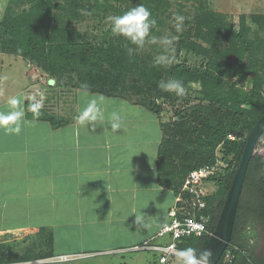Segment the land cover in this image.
<instances>
[{
	"label": "trees",
	"instance_id": "trees-1",
	"mask_svg": "<svg viewBox=\"0 0 264 264\" xmlns=\"http://www.w3.org/2000/svg\"><path fill=\"white\" fill-rule=\"evenodd\" d=\"M189 1L195 8L192 15L182 3ZM141 4L156 24L144 45L137 47L112 32L111 20L106 27L105 23ZM178 15L184 17L179 31ZM250 17L256 28L248 25L244 15L235 27L225 14L211 10L208 0H7L0 20V53L21 58L41 71L51 88L128 102L158 119L170 113V120H159L162 138L156 155V181L172 192L174 202L176 197L191 198L183 192L189 172L215 165L217 160L225 165L218 166L219 171L206 180L213 188L204 197L205 208L191 210L197 220L204 217L206 234L178 240V250L193 249L198 259L217 223L246 137L264 114V15ZM89 21L92 31L80 29L88 27ZM165 38L171 43L164 44ZM160 56L168 62H158ZM172 79L182 81L183 95L160 86ZM33 105L24 101L25 110L31 108L26 111L28 119L46 122L54 129L69 123ZM263 137L264 132L259 141ZM244 194H248L247 201ZM36 233L40 241L32 242L23 254L0 245V264H34L61 256L54 255L50 230ZM261 235L264 237V155L254 154L230 243L218 264H264V250L254 258L248 247ZM153 262L158 263V254ZM177 264L186 262L181 259Z\"/></svg>",
	"mask_w": 264,
	"mask_h": 264
},
{
	"label": "rangeland",
	"instance_id": "rangeland-1",
	"mask_svg": "<svg viewBox=\"0 0 264 264\" xmlns=\"http://www.w3.org/2000/svg\"><path fill=\"white\" fill-rule=\"evenodd\" d=\"M182 3L185 9L189 10L192 15L195 10L192 1ZM6 4L7 0H0V20L5 11ZM208 5L211 10L225 14L235 27L238 24L239 16L244 15L246 16L248 25L256 28L250 16L264 15V0H208ZM109 22L110 18H107L105 27L109 25ZM87 24L88 27L83 25L80 29H86L89 32L92 31L93 23L89 21ZM26 64L27 62L21 58L0 53V104L8 103L6 106H10L12 112L17 107L21 108L22 105L20 103L18 106H13L9 100L17 98L21 102L22 97H24V100L39 105L59 117L66 118L69 122L75 120V115L79 112L81 115L80 120L89 123L86 125L87 127L93 128L96 125L99 126L95 129L93 128L97 134H103V128L107 130L115 122L111 120V113H118L121 117L119 121L120 128L115 130L118 134L117 137L124 146L122 150H125V154L136 157V161H138L139 156L147 154L145 156L146 159L140 162V166L143 168L142 171L144 170L146 173H143L146 178L145 180L139 176L135 178L133 173L135 170L134 167H131L128 171L132 174H121L120 171L122 169L120 171L117 170V172L115 171L119 179L118 185H125L127 188L126 194H122L119 198L121 199V203L125 208H130L133 205L136 210L135 213L138 212V214L132 218L130 214V220L127 222H122L118 218L113 219L111 218L112 215L108 218L107 208L110 206L116 207L114 204L119 203L116 199V201L114 200L113 196H111L113 197L110 200L111 203L107 198L98 197L96 199L92 195L84 197L81 202H70L66 205L63 204L65 203L64 200L63 202L57 200L55 192L58 188L54 186L53 181H58V177L55 176L63 174L59 172L63 169L64 152L62 154H57L56 152L49 153L46 149L47 153L44 154L43 162L49 166V170L40 166L37 160L40 157H37L35 163L36 173L31 171L27 186L31 191H21L19 196L10 199L9 203L3 202V204L5 203L3 206L5 209L1 208V210L5 215H0V228L34 223L45 227L44 225L50 223L49 221H53L54 219L60 220L62 218V225L56 226L54 230V255L66 253V250L68 253H82V255L76 256L73 254L71 256L73 260L68 262H58L56 260L52 262L45 259L34 264H45L47 262H50L48 264H154L153 261H156V253L150 251H134L128 247L136 244L141 245L143 243L142 239L149 235V233L155 231L157 227V221L154 223L153 220L160 219L163 215L167 219V210L174 205V197L171 192L167 191L165 193L159 187L150 186L153 185L152 183H155L154 172L150 170L156 165L158 143L161 142L162 138L159 120L162 122L170 120V113H163L158 119L156 115L133 106L128 102L103 96L104 99L101 101L99 99L101 97L100 95H90L73 89L51 88L47 85L45 74L33 66L31 70L25 71L26 67L23 66ZM28 86L30 87L26 91L25 87ZM192 88H196V85H192ZM93 98L97 100L96 107L103 113V119L92 120L90 117H85L84 115L87 108L91 106L90 102ZM6 106L2 109L3 111H5ZM164 107L168 109V107ZM23 111L24 113L31 111V108L28 107L25 111L23 104ZM90 121L93 122L91 126ZM107 122L110 124H107ZM13 123H10V127ZM7 126H9V122L7 124L0 123V128ZM41 127L42 129L40 130ZM82 127L84 126L82 125ZM40 128L36 126L39 136L43 137L42 141L47 145L46 147L58 148L63 132L62 129L50 131L46 125H40ZM83 135L86 136L84 133ZM93 138L99 139L98 143L100 142V138L96 134L93 135ZM259 142L254 154L263 156L264 137ZM87 154L91 156L88 155L86 157ZM95 156L92 158L93 154L88 150L86 151L85 148L79 152V160L83 162L85 159L87 160L84 162V164L87 163V165L85 164L84 172L88 173L92 167H96V163L98 162L102 164V157ZM126 161H129V158ZM127 168L123 170L127 172ZM42 173L46 175L43 176ZM34 175H38L40 179ZM136 179H139L142 184H136ZM58 186L60 187L61 185ZM45 187L52 188L50 197L47 195H41L39 197L33 196L34 194L41 193L38 190L40 189L42 191ZM212 188V183L207 181L204 183V189L207 193H210ZM84 192L87 193L88 190ZM247 197L248 194H244L243 200L247 201ZM59 207H64V209L62 210ZM144 211L148 213H144L142 216L146 217L150 214L149 217L152 216V219L147 221L145 219H139L140 216L138 215ZM90 216H94V221L92 218H87ZM86 218L87 221H85ZM28 232L25 229L11 231L6 234L0 233V245H5L17 253L23 254L25 249H28L32 245V242L40 241L38 236H36L37 233L31 234ZM120 248L126 249L119 250ZM262 250H264V237L261 235L256 240V252L260 254ZM178 261L176 260L170 264H177Z\"/></svg>",
	"mask_w": 264,
	"mask_h": 264
},
{
	"label": "crops",
	"instance_id": "crops-1",
	"mask_svg": "<svg viewBox=\"0 0 264 264\" xmlns=\"http://www.w3.org/2000/svg\"><path fill=\"white\" fill-rule=\"evenodd\" d=\"M23 67H26L25 71L32 69V66L29 64H26ZM29 87L30 86L25 87L26 91L29 89ZM24 101H25L24 97H22L20 102L22 105L21 106L22 109H23ZM7 104L8 103L0 104V113L7 114L11 112L10 110L11 107L6 106ZM5 106H6L5 111H3L2 109ZM25 113L22 118V121L20 122V131L18 133L14 131H9V129H13V125L14 128L16 127V122H14L11 127H10V123L12 122H9V126L5 128L3 127L0 128V215L2 216L5 215L4 212L1 210V208L5 209L3 207L5 203L3 204V202L9 203L10 199H14V197L17 198L21 191H31L30 189L27 188V186L31 176V171L35 172V168H36L35 163L37 157H40V159L37 158L40 166L49 170V166L43 162L44 154L47 153L48 150L49 153L56 152L57 154L58 153L62 154L64 152L63 169L61 170V172H59L63 174H58L57 176H55L58 177L57 178L58 181L56 180L53 181L54 186L58 188V190H56L55 192V196H57V200L61 202H63L64 200L65 203L63 204L66 205L67 203L70 202L72 203L81 202L84 199V197H87L89 195H92L96 199L98 197L107 198L108 201L112 200L114 197V200L116 199L119 203L114 204L116 205V207H111L109 205L111 208L110 207L107 208L108 218L110 217V215H112L111 218L113 219L118 218V220H121L122 222L123 221L127 222L130 220L129 217L130 214H131L130 215L131 218L133 216H137L138 212L135 213L136 210L133 205L130 208H125L121 203V199H119L122 194H126L127 188L125 185L123 186L118 185L119 179L115 171L117 172V170L120 171L122 169V171H120L121 174H129L131 173L128 172L129 169L131 167H134L135 170L133 173L135 175V178L139 176L142 179L144 178L143 180H145L146 176H144L143 174L145 173V171L144 170L142 171L143 168L140 166V162L146 159L145 156L147 154L139 156L138 161H136V157H133L132 155L131 158V156L125 154V150H122L124 146L121 144V140L117 137L118 134L115 129H113L111 126L108 125L109 128L107 130L103 128V134H97L94 129L99 126L96 125V127H93L94 129L87 127L86 125L89 123L84 122V120H80L81 115L79 114V112L75 115L74 118L75 120H72L66 126L58 129L52 128L46 122L28 119L27 117H25L26 116ZM92 124L93 122L90 121V126ZM107 124L110 123L107 122ZM40 125H46L50 131L52 130L58 131L62 129L63 132L61 134L62 136L60 137L61 141L59 142L58 148L55 149L51 147H46L47 146L46 143L42 141L43 137H40L38 131L36 130V126L40 128ZM82 125L84 127H82ZM41 129L42 127L40 128V130ZM83 133L86 134V136H84ZM95 134L100 138L99 143H98L99 139L93 138V135ZM81 137H83V139H81ZM84 148L86 151L88 150L93 154L92 158H94V156L96 155L102 157L103 159L102 164H99V162L96 163V167H92L88 173L84 172L85 164L87 165V163L84 164V162L87 160L85 159L84 162L79 160V152L81 150H84ZM88 155L89 154H87L86 157ZM128 158L129 161H126L128 160ZM124 168H127V172L123 170ZM150 171L151 172L153 171L155 176L154 177L155 183H152L153 185L150 186L159 187L156 181V165H154L153 169ZM42 174L43 176L46 175L44 173ZM34 176L40 179L38 175H34ZM148 179L150 178L148 177ZM135 183L142 184L139 179H136ZM58 185L61 186L59 187ZM159 189H161L165 193L169 191L162 187H159ZM51 190H52L51 187H45L42 191L40 189L38 190L41 193L34 194L33 196L39 197L41 195L43 196L47 195L48 197H50L51 196L50 194H52ZM86 190H88L87 193L84 192ZM59 208L62 210L64 209V207L63 208L59 207ZM144 213H148V212L144 211L140 215H138L140 216L139 219H145L146 221L152 219V216L149 217L150 214H148L146 217L142 216ZM87 218H92L93 221L95 219L94 216H90ZM87 218L85 219V221H87ZM166 218H167V213H166ZM53 221H49L50 223L44 225L45 227H42L37 223L30 225L20 224L16 226L14 225L13 227H3L2 229L0 228V233L6 234L8 232L15 230L21 231L26 229V231H29L28 233L35 234L40 229L50 230L53 234V251H55L54 230L56 226L62 225V218H60V220L54 219ZM153 221L154 223L157 221L156 223L157 227L155 231L149 233V235H147L142 239L143 242L154 236V234L162 226L166 224L167 219H165V216L163 215V217L161 216L160 219H156ZM137 245L138 244L132 245L128 248L133 249ZM121 249H126V248H120L119 250ZM73 254H75L76 256L82 255V253H68L66 250V253L61 254V256L73 255Z\"/></svg>",
	"mask_w": 264,
	"mask_h": 264
},
{
	"label": "built area",
	"instance_id": "built-area-1",
	"mask_svg": "<svg viewBox=\"0 0 264 264\" xmlns=\"http://www.w3.org/2000/svg\"><path fill=\"white\" fill-rule=\"evenodd\" d=\"M228 139L232 140L234 138L228 135ZM218 166L221 168L225 167L220 160H217L215 165L202 166L189 172L183 184V192L185 191L191 198L186 201L182 197H176L174 205L167 213L169 223L160 228L153 237L145 240L141 245L135 246L133 250L150 251L158 254V264H170L176 260H183L179 256L180 250L177 248L178 240L182 237L202 236L206 234L204 217L201 215V220H197L191 213V210H202L205 208L206 202L204 197L208 193L204 189V183L209 176L219 171ZM179 202L180 206H177ZM71 256L62 255L47 260L52 262L54 260L67 262L73 260Z\"/></svg>",
	"mask_w": 264,
	"mask_h": 264
},
{
	"label": "clouds",
	"instance_id": "clouds-1",
	"mask_svg": "<svg viewBox=\"0 0 264 264\" xmlns=\"http://www.w3.org/2000/svg\"><path fill=\"white\" fill-rule=\"evenodd\" d=\"M151 16V12L144 5H138L126 11L122 15H114L110 17L112 32L117 35L126 37L131 44H135L137 47H142L145 43V39L149 36L150 29L156 24V20L154 18H151ZM175 19L177 21L176 27L179 31L181 30L184 17L178 15L175 17ZM153 40H155V38H153ZM163 43L166 45L170 44L171 40L165 38L163 40ZM131 51L132 49H129V52ZM160 61L168 62V58L160 56L158 58V62ZM160 86L162 88H165L166 90H174L179 95H183L185 91L182 81L178 79H172L165 84H161ZM99 99L102 101L104 98L101 96ZM10 104L13 106H18L20 104V101L17 98H12L10 100ZM90 105L91 106H89L84 113L85 117H90L92 120L103 119V113L100 112L98 107H96V98H93L91 100ZM37 107L38 105H33L34 109H36ZM23 116V109L17 107L16 110L10 113H0V123L7 124L8 122H16V127L13 129H9V131L18 133L20 131V122L22 121ZM120 119L121 117L118 113H111V120L115 121L111 124V127L113 129L120 128ZM179 256L183 258L186 264H197L193 249L180 251Z\"/></svg>",
	"mask_w": 264,
	"mask_h": 264
},
{
	"label": "water",
	"instance_id": "water-1",
	"mask_svg": "<svg viewBox=\"0 0 264 264\" xmlns=\"http://www.w3.org/2000/svg\"><path fill=\"white\" fill-rule=\"evenodd\" d=\"M263 132L264 114L252 127L246 137L242 156L222 204L217 223L213 232L209 235L208 241L205 244L201 255L196 259L197 264H218L220 258L227 249L230 243L233 224L248 165L254 155L257 142Z\"/></svg>",
	"mask_w": 264,
	"mask_h": 264
},
{
	"label": "flooded vegetation",
	"instance_id": "flooded-vegetation-1",
	"mask_svg": "<svg viewBox=\"0 0 264 264\" xmlns=\"http://www.w3.org/2000/svg\"><path fill=\"white\" fill-rule=\"evenodd\" d=\"M252 241H254L253 244H252ZM252 241H250V244L248 245V247L253 251V254H254L253 256L254 258H256V237Z\"/></svg>",
	"mask_w": 264,
	"mask_h": 264
}]
</instances>
